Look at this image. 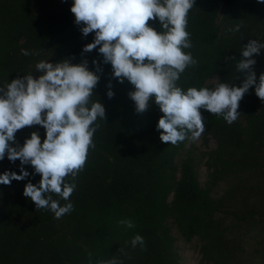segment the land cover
<instances>
[{"label":"trees","instance_id":"trees-1","mask_svg":"<svg viewBox=\"0 0 264 264\" xmlns=\"http://www.w3.org/2000/svg\"><path fill=\"white\" fill-rule=\"evenodd\" d=\"M72 4L0 0V88L24 75L38 78L36 64L41 60L55 64L67 58L78 64L86 59L92 71L96 60L102 72L97 73L100 79L90 99L105 108V120L96 121L95 147L89 148L84 168L75 178H65L76 185L73 193L68 201L52 194L61 206L73 204L70 213L57 219L48 209L36 210L23 195L26 183L41 179L30 164L24 165L29 177L0 185V264H96L113 256L122 264H180L169 220L186 241H200L205 264H264V101L255 86L240 101V114L232 124L200 110L205 141L209 137L217 142L209 154L211 184L202 187L195 157L189 153L178 162L191 133L176 145L160 140L162 130L156 126L163 113L158 105L150 101L145 112L137 113L128 95L134 86L112 77V66L103 62L99 46L83 53L95 33L82 34ZM239 22L240 30L230 32ZM148 23L163 31L158 18ZM186 31L192 46L183 51L197 63L185 69L177 86L184 91L213 90L219 83L239 87L243 74L236 63L243 45L249 40L264 43V3L195 0ZM253 59L258 83L264 73V49ZM214 77L219 78L216 86L208 83ZM109 84L112 98L107 96ZM34 131L43 142L46 130L40 125L18 130L15 141L23 146ZM6 170L20 174V161H9L7 153L0 160V174ZM221 182L228 183V189L214 197V186ZM230 202L236 209H229ZM124 219L136 227L121 225ZM136 234L144 238L145 250L131 246Z\"/></svg>","mask_w":264,"mask_h":264},{"label":"clouds","instance_id":"clouds-1","mask_svg":"<svg viewBox=\"0 0 264 264\" xmlns=\"http://www.w3.org/2000/svg\"><path fill=\"white\" fill-rule=\"evenodd\" d=\"M264 3V0H258ZM195 0H73L70 11L75 23L82 25L86 37L95 33L93 42L83 47V53L97 49L104 63L112 66V77L123 83L126 79L135 90L129 97L135 102L137 113L145 112L150 101L158 105L163 115L157 123L162 130L160 140L176 145L191 133L199 139L205 130L201 109L223 116L228 124L237 120L239 103L252 86L255 94L264 101V73L257 83L253 66L254 54L259 55L264 43L249 40L243 45L237 71L243 74L242 85L237 87L219 83L213 90L207 87L186 91L177 86L181 74L197 61L184 49L191 48L188 13ZM163 31L149 25L156 20ZM242 22L236 23L230 32H238ZM29 55L27 50H22ZM232 59H235L234 57ZM95 71L89 70L88 61L71 63L64 59L55 64L41 60L36 64L38 78L32 74L15 78L0 88V160L20 161V174L5 171L0 174V185H10L13 180L29 177L24 165L30 164L41 179L38 184L26 183L23 195L35 203L37 209H48L59 219L70 213L71 202L60 205L52 194L68 201L76 185L65 178L75 176L84 168L89 148H94L93 135L105 120V108L99 102H91L102 72L98 62ZM107 96L114 92L109 84ZM40 125L46 130L41 142L38 132H32L20 146L15 141L18 130ZM95 125V126H93ZM15 144L16 146H13ZM127 229H134L131 219L120 220ZM131 246L145 250L144 238L136 234ZM121 254L123 248H119ZM96 264H122L115 256L98 260Z\"/></svg>","mask_w":264,"mask_h":264},{"label":"rangeland","instance_id":"rangeland-1","mask_svg":"<svg viewBox=\"0 0 264 264\" xmlns=\"http://www.w3.org/2000/svg\"><path fill=\"white\" fill-rule=\"evenodd\" d=\"M218 81L219 78L214 77L208 83L216 86ZM205 139L206 137L204 133H202L199 139L196 140H193L190 137L186 149L182 152L180 158H178V162L180 163L188 156L189 153H191L195 157L196 172L202 187H206L211 184V178L208 169L209 154L217 147V142L214 138L208 137V142H206ZM262 186L264 191V176L262 180ZM227 189L228 183H218L216 186H214L213 189L214 197L222 196ZM228 206L230 210L236 209V207L234 206V202H230ZM238 209L244 211V209L241 207H239ZM168 225L172 229L173 236L176 239L175 247L180 257V264H205L202 262L200 241L198 239L186 241L178 232L173 221L169 220Z\"/></svg>","mask_w":264,"mask_h":264}]
</instances>
